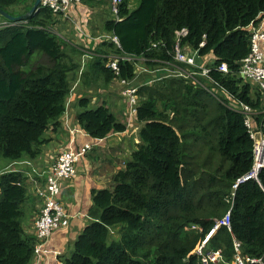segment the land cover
Returning <instances> with one entry per match:
<instances>
[{
    "label": "trees",
    "instance_id": "16d2710c",
    "mask_svg": "<svg viewBox=\"0 0 264 264\" xmlns=\"http://www.w3.org/2000/svg\"><path fill=\"white\" fill-rule=\"evenodd\" d=\"M81 1L91 6L105 2ZM132 1L123 0L119 21L107 19L108 6L103 9L102 30L116 36L120 47L101 39L85 72L105 81L135 78L134 61L120 59L116 76L106 68L104 55L142 58L140 63L153 71L137 75L135 82L141 84L136 108V120L143 123L140 143L114 174L112 188L91 191V220L62 264H204L190 252L230 205V229L220 227L206 251L220 250L218 264H230L237 240L240 254L264 261V167L257 179L233 189L254 161L240 104L252 109V128L264 135V90L239 75L241 60L250 52V27L264 18V0H138L133 8ZM33 2L0 0V10L20 16ZM0 20V158L35 159L44 133L58 126L65 113L82 51L50 31L55 18L49 9L39 8L23 21L1 14ZM183 28L186 35L178 37L176 31ZM176 44L197 51L204 62L212 58L209 77L218 85L198 77L205 89L157 72L189 68L174 60ZM36 55L48 62L30 66ZM222 63L228 72L218 70ZM78 102L76 123L91 139L126 130L104 104L89 108L91 100L84 97ZM27 199L23 173L0 175V264L33 259L36 237L22 226Z\"/></svg>",
    "mask_w": 264,
    "mask_h": 264
},
{
    "label": "crops",
    "instance_id": "0c3cea01",
    "mask_svg": "<svg viewBox=\"0 0 264 264\" xmlns=\"http://www.w3.org/2000/svg\"><path fill=\"white\" fill-rule=\"evenodd\" d=\"M104 8H107V3L105 2L100 6H91L82 3V1L72 8L71 19L77 30L76 34L72 33L76 42L72 45L81 49L82 55L79 70L72 82L71 97L66 101L65 113L59 119L58 126L50 125L49 129L44 133V143L41 146L39 156L35 159H22H29L32 167L37 169L38 172H43L51 169V166L61 152L70 148L78 149L85 143L93 145L90 151L78 161L76 176L62 184L59 201L66 212L74 217L70 219L67 226L56 228L52 231L45 244V248L50 253L42 255L39 261L33 257L29 264H62V260L71 255L77 237L91 220L90 212L93 209L91 191L93 189L112 188L114 174L124 168L126 162L129 160L128 157L130 158L132 152L138 148L140 143L138 137L139 130L137 129L139 123L135 117L131 118L130 121L127 120L125 114L126 106L121 110L119 118H116L118 122L122 124L126 123V130L112 133L106 138L91 139L76 123L75 99L79 97L77 91L79 86L86 91L91 85L92 88L90 87L91 89L89 90L91 91L96 87L95 84L99 83V99L93 97L94 99L92 98L90 104L93 103L96 106L104 104L107 108L108 103L106 99H110L115 95L117 84L121 86L120 79L117 77L105 81L103 76L85 72L89 61L95 55L94 49L100 42L101 36L108 35L102 30L103 17H101V13ZM93 12L98 13L95 15L98 25H94L92 22ZM61 23L64 24L62 17L59 19L55 18L53 25L60 28L59 25ZM63 26L65 24L61 28ZM100 30L104 34L101 35L99 33ZM103 57L106 65V60L114 56L104 55ZM157 72H162V69ZM136 79L137 76L130 80L131 83L135 84ZM122 116H124V120ZM129 123L136 130H130L129 126L131 125ZM73 128L76 129L75 133L70 132V129ZM46 135L48 136L46 137ZM72 140L73 143L71 144ZM11 163L9 162L8 164L9 168L19 169L26 177L28 199L25 203V217L22 226L26 234L35 236L34 221L40 213L42 204L41 197L36 193V186L44 184V177H39L33 173L31 166L26 164L10 166Z\"/></svg>",
    "mask_w": 264,
    "mask_h": 264
},
{
    "label": "built area",
    "instance_id": "2783aa9c",
    "mask_svg": "<svg viewBox=\"0 0 264 264\" xmlns=\"http://www.w3.org/2000/svg\"><path fill=\"white\" fill-rule=\"evenodd\" d=\"M107 3L110 14H112L113 19L116 21L121 20L120 18V6L123 0H104ZM81 0H40L39 8H46L51 11L54 17L59 16L63 19L71 20V11L72 8L79 4ZM3 26L7 25L6 21L1 23ZM251 39H250V52L241 60V67L239 69V75L251 81L258 88L264 90V18L260 21L259 25H251ZM187 30L185 28L176 31V35L185 36ZM101 39L108 38L112 41L117 47H120L119 40L114 35H103ZM202 45V44H201ZM174 60L178 63H184L189 66V68L176 67L173 71V75L182 77L184 79H190L194 84L204 85V88L207 89L206 85L198 80V77H204L208 82L214 85H218L215 81L211 80L209 77V72L211 68L208 66V62H204V59L198 55V52L195 50L183 51L176 44ZM134 61L135 62V72L136 76L143 72H153L149 68H146L140 62L144 60L142 58H136L134 56H114L109 57L106 60V68L111 70L116 76L119 75L120 67L118 65L119 60ZM199 59L202 60L201 63ZM166 70V69H165ZM219 71L228 72V68L225 63H222L218 67ZM157 79L161 77H156ZM121 83V94L126 99V116L127 120L130 121L131 118L136 115V108L138 105V88L141 84H133L131 81L119 78ZM226 97V91L223 92ZM239 109L245 114V125L249 131V135L253 140V167L250 173L239 178L233 185V189L237 185L246 179V176L249 175V178L257 179L259 171L264 167V163L259 167L257 172H254L255 164V152L256 144L261 143L264 146V135L260 131H256L252 128L251 124V115L253 114L252 109L245 105L240 104ZM131 125V123H129ZM71 133H75L76 129H70ZM87 134V133H86ZM88 135V134H87ZM73 140L71 141V144ZM93 145L85 143L80 146L78 149L70 148L61 152L54 164L51 166V169L48 171L38 172L37 169L32 167V163L29 159L13 161L11 165L19 166L26 164L32 167V172L39 177H44V184L36 186V193L42 199L41 209L39 215L34 221L35 227V237L36 243L34 245L33 257L37 261L41 259V256L50 253L46 249V243L52 233L56 228L65 227L69 224V221L73 215H70L66 212L62 204L60 203V194L62 189V184L65 181L73 179L77 174L76 165L78 161L84 157L88 151L92 148ZM8 171H20L19 169H12L8 166L6 168L0 169V175ZM230 201H232L230 197ZM232 204V202H231ZM230 212L231 205L229 210L222 218H214L213 225L208 230L203 239H201L196 247L190 252L197 257H200L204 264H218L222 261V253L220 250L216 251H206V246L209 239L217 232L220 227H227L230 229ZM192 229H197V226H192ZM201 231V229H200ZM235 255L233 261L230 264H264L262 258L256 257H246L240 254V242L237 240L233 241Z\"/></svg>",
    "mask_w": 264,
    "mask_h": 264
},
{
    "label": "rangeland",
    "instance_id": "374dc122",
    "mask_svg": "<svg viewBox=\"0 0 264 264\" xmlns=\"http://www.w3.org/2000/svg\"><path fill=\"white\" fill-rule=\"evenodd\" d=\"M138 4V0H133L132 1V3H131V7L133 8V7H135L136 5ZM98 12V11H97ZM97 12H93V24L94 25H98V22H97V17L95 16L96 15V13ZM98 14V13H97ZM54 18H61V17H59V16H56V17H54ZM106 18L107 19H112L113 18V16H112V14H110V13H108L107 15H106ZM1 21V20H0ZM63 22H64V24H65V26H63V28H61V26L62 25H64L63 23H61L59 26H60V28L59 27H57L56 25H52L51 26V28H50V31L52 32V33H54V34H56L57 36H59L60 38H62V39H64V40H66L68 43H70V44H73V43H76L75 42V39L73 38V34L72 33H74V34H76L77 33V30L75 29V27H74V25H73V23H72V21L71 20H67V19H63ZM76 31V32H75ZM82 32V31H81ZM101 35L102 34H104L103 33V31H101L100 30V32H99ZM37 62H40V63H47L48 62V60H47V58L44 56V55H36L33 59H32V61H31V63H30V66H35L34 64L35 63H37ZM206 62H208V63H210L211 62V64H212V62H213V60H212V58H207L206 59ZM139 65H141V63H139ZM166 69V70H165ZM173 71L174 70H171V69H168L167 67H164L163 69H162V72H165L166 74H168V75H173ZM141 74V73H140ZM163 77V76H162ZM92 83H94V81H92ZM95 88H93L91 91H89L92 87H91V85H90V87L88 88V90H84L83 88H80V86L78 87V98H76L75 99V108H76V112H78V111H80L81 110V108H80V106H79V102H78V100H79V98H81V97H84V98H88V99H91V101H92V98L93 97H95V98H97V99H99V88H100V86H99V83H96L95 84ZM115 90H116V92H115V95H113L112 96V98H110V99H106V102L108 103L107 105H108V108L110 109V111H111V113L112 114H114V116L116 117V118H119V116H120V112H121V110L123 109V108H125V106H126V99L124 98V96H122V94H121V86L119 85V84H117L116 85V87H115ZM212 94V93H211ZM213 95V94H212ZM94 99V98H93ZM139 101V100H138ZM94 107H96V105H94L93 103H91V105L89 106V108H94ZM122 118H123V120L125 119L124 118V116H122ZM135 119H136V116H135ZM137 121V120H136ZM134 122H135V120H134ZM139 124H138V127H137V129L139 130V128H141V126H143V123H140V122H138ZM126 123H124V125H125ZM135 125H137V124H135ZM126 126V125H125ZM129 128H130V130H136V128H134L133 127V125H131V126H129ZM48 135H46V137H47ZM132 136V135H131ZM45 137V136H44ZM128 159H129V157H128ZM8 164H9V162L7 161V160H5V159H2V158H0V169H2V168H6L7 166H8ZM226 201H230V198L228 197L227 199H226ZM217 219H219V218H217ZM24 221V218L22 219V222ZM194 230V229H193Z\"/></svg>",
    "mask_w": 264,
    "mask_h": 264
},
{
    "label": "water",
    "instance_id": "95a60500",
    "mask_svg": "<svg viewBox=\"0 0 264 264\" xmlns=\"http://www.w3.org/2000/svg\"><path fill=\"white\" fill-rule=\"evenodd\" d=\"M40 0H34L30 10L28 13L20 16H12L6 12H3L0 10V14L3 15L6 19L10 21H23L27 16L31 15L32 13H35L39 8ZM260 170V169H259ZM249 178V175L246 176V179Z\"/></svg>",
    "mask_w": 264,
    "mask_h": 264
},
{
    "label": "bare ground",
    "instance_id": "6f19581e",
    "mask_svg": "<svg viewBox=\"0 0 264 264\" xmlns=\"http://www.w3.org/2000/svg\"><path fill=\"white\" fill-rule=\"evenodd\" d=\"M264 163V146L261 143L256 144V152H255V164H254V172H257L259 167Z\"/></svg>",
    "mask_w": 264,
    "mask_h": 264
},
{
    "label": "clouds",
    "instance_id": "9594fccd",
    "mask_svg": "<svg viewBox=\"0 0 264 264\" xmlns=\"http://www.w3.org/2000/svg\"><path fill=\"white\" fill-rule=\"evenodd\" d=\"M39 9V8H38ZM17 22V21H16Z\"/></svg>",
    "mask_w": 264,
    "mask_h": 264
}]
</instances>
